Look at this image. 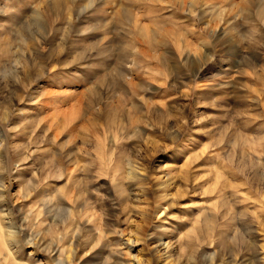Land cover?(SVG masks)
<instances>
[{
  "label": "rangeland",
  "instance_id": "374dc122",
  "mask_svg": "<svg viewBox=\"0 0 264 264\" xmlns=\"http://www.w3.org/2000/svg\"><path fill=\"white\" fill-rule=\"evenodd\" d=\"M0 216L9 264H264V0H0Z\"/></svg>",
  "mask_w": 264,
  "mask_h": 264
},
{
  "label": "bare ground",
  "instance_id": "6f19581e",
  "mask_svg": "<svg viewBox=\"0 0 264 264\" xmlns=\"http://www.w3.org/2000/svg\"><path fill=\"white\" fill-rule=\"evenodd\" d=\"M4 218V217H3ZM7 224V223H6ZM5 224V222L1 219L0 216V256L1 258V264H9L11 261V255L13 253V247L17 245V240L13 236L12 232L10 231V227ZM63 238V237H62ZM60 240V239H59ZM62 241V240H61ZM32 244V243H31ZM61 244V243H60ZM3 246V247H2ZM32 246V245H31ZM72 246V244H71ZM5 247V248H4ZM16 248V247H15ZM70 248V247H69ZM68 250V249H67ZM17 251V250H16ZM55 252V263L57 264H74V256H75V250L74 247L70 248L67 253H64V249H53L52 253ZM14 254V253H13ZM16 254L13 255L15 257L14 259L17 260ZM33 255V254H32ZM66 256V257H65ZM66 258V259H65ZM29 261V260H28ZM234 263H237L235 260ZM15 264L14 262H12ZM18 263V262H17ZM48 263V262H47ZM36 264H38L36 262ZM53 264V263H52ZM210 264H226L220 259H213Z\"/></svg>",
  "mask_w": 264,
  "mask_h": 264
}]
</instances>
